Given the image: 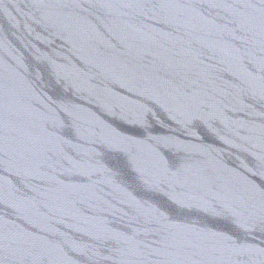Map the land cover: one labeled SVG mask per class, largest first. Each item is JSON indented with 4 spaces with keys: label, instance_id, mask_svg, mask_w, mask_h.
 I'll return each mask as SVG.
<instances>
[{
    "label": "water",
    "instance_id": "obj_1",
    "mask_svg": "<svg viewBox=\"0 0 264 264\" xmlns=\"http://www.w3.org/2000/svg\"><path fill=\"white\" fill-rule=\"evenodd\" d=\"M0 264H264V0H0Z\"/></svg>",
    "mask_w": 264,
    "mask_h": 264
}]
</instances>
